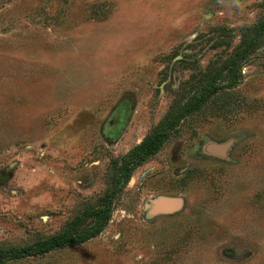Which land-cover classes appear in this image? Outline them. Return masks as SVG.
Masks as SVG:
<instances>
[{
  "label": "rangeland",
  "instance_id": "obj_1",
  "mask_svg": "<svg viewBox=\"0 0 264 264\" xmlns=\"http://www.w3.org/2000/svg\"><path fill=\"white\" fill-rule=\"evenodd\" d=\"M262 20L264 0H0L2 248L99 206L116 163L218 84L133 171L98 236L0 264H264V44L220 73Z\"/></svg>",
  "mask_w": 264,
  "mask_h": 264
},
{
  "label": "trees",
  "instance_id": "obj_2",
  "mask_svg": "<svg viewBox=\"0 0 264 264\" xmlns=\"http://www.w3.org/2000/svg\"><path fill=\"white\" fill-rule=\"evenodd\" d=\"M263 44L264 20L245 32L241 46L230 58L226 66L220 70V73L225 70V73L228 74L239 69L243 61L253 55ZM217 89L218 84L213 80L205 90L192 96L189 101L174 105L167 113L161 126L154 129L120 162L116 163L115 172L111 178V186L102 196L99 206L87 207L71 224L58 233L21 246L0 247V263L44 255L59 248L81 244L98 236L110 221L114 203L133 171L148 158L158 153L186 114L201 107ZM88 217H93L94 220L82 225Z\"/></svg>",
  "mask_w": 264,
  "mask_h": 264
},
{
  "label": "water",
  "instance_id": "obj_3",
  "mask_svg": "<svg viewBox=\"0 0 264 264\" xmlns=\"http://www.w3.org/2000/svg\"><path fill=\"white\" fill-rule=\"evenodd\" d=\"M231 142L228 143H221V144H217V143H210L207 145V149L213 153H217V154H221L222 156H224L226 149L229 147ZM169 198V197H167ZM172 198V197H170ZM180 206L179 203L175 202V204L172 206L171 203L166 202V205L164 206V209H161L162 211H171L174 210L176 208H178ZM160 207V206H159ZM161 208V207H160ZM173 208V209H171Z\"/></svg>",
  "mask_w": 264,
  "mask_h": 264
},
{
  "label": "flooded vegetation",
  "instance_id": "obj_4",
  "mask_svg": "<svg viewBox=\"0 0 264 264\" xmlns=\"http://www.w3.org/2000/svg\"><path fill=\"white\" fill-rule=\"evenodd\" d=\"M143 141V140H142ZM141 141V142H142ZM140 142V143H141ZM232 142H233V140L231 141V143H230V145H229V147L228 148H230V146H231V144H232ZM211 143H216V142H214V141H212ZM208 144H210V142L208 143V142H205L204 144H203V146H202V152L203 153H206V154H209V155H217V156H222L221 154H217V153H213V152H211V151H209L206 147H207V145ZM217 144H219V143H217ZM221 144V143H220ZM138 145V144H137ZM227 148V149H228ZM226 149V150H227ZM157 154V153H156ZM190 167L189 166H186L185 168H184V171H186V170H188ZM156 201V200H155ZM155 201H154V203H155Z\"/></svg>",
  "mask_w": 264,
  "mask_h": 264
}]
</instances>
